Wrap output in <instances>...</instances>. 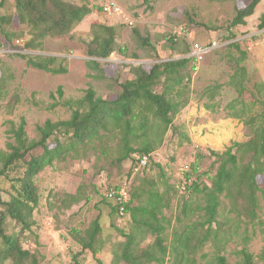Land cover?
I'll return each mask as SVG.
<instances>
[{
  "label": "rangeland",
  "instance_id": "rangeland-1",
  "mask_svg": "<svg viewBox=\"0 0 264 264\" xmlns=\"http://www.w3.org/2000/svg\"><path fill=\"white\" fill-rule=\"evenodd\" d=\"M249 1L118 0L134 24L123 23L120 16L95 12L85 17L70 34L60 38L47 37L40 50H25L20 46L17 51L0 55V77H5V88L8 91L6 97L0 99V151L8 152L9 143L16 144L12 130L18 127L23 118L27 123L28 136L39 139L38 126L48 119L58 121L71 118L72 108L64 103L82 98L88 88L93 87L97 95L103 98L116 97L122 90L120 83L133 77L130 64H153L187 57L189 53L184 54L183 46L185 40L190 43L189 38L181 36L178 44L168 39L171 31L187 25L195 40H216L221 45L202 63L195 65L191 60L188 66L189 77L186 79L189 103L176 116L163 142L153 152L155 163L130 178L133 185L137 186L139 179L158 177V163L176 181L177 164L195 159L193 149L200 143L199 136L207 132L220 133V146H201L197 152L206 155L199 164V173H205L200 182L210 185V177L215 175L219 163L215 162V157H210L208 149L224 152L239 138L245 142L252 136V124L230 117L229 110H225V107L239 95H244L248 103L254 100L253 95L264 99V28L258 27L264 12V0L259 3L255 13L246 18L245 25L230 28L236 8L244 7ZM89 2L94 4L98 0ZM95 20L114 25L117 29V44L126 47V54L116 51L109 59H98L101 63L99 68L87 65V61L91 59L87 56V44L91 37V23ZM135 29L143 37H148L151 46L143 47L140 44L141 39L134 33ZM5 32L15 34L12 36L14 41L24 38L26 42L29 39L28 29L18 22L12 0L4 8H0V44L7 42ZM235 42L239 48L231 45ZM16 53L28 54L30 57L56 56L58 59L55 67H63L67 71L53 74L37 69L28 64V58ZM241 80L246 86L242 93ZM217 85L221 87L215 89ZM59 87H62L64 93L62 98L58 94ZM208 88L216 94L219 106L215 111L207 108L210 101L204 96V92ZM157 90L160 92L163 88L159 85ZM262 109V104L256 103L248 113L255 114L254 124L262 121L259 117ZM194 114H197L196 118L192 117ZM220 120H230L234 124V130L242 132V136H235L231 132L223 134L221 127H215L218 124L221 126L218 123ZM211 123L214 126L210 130L207 125ZM114 145L113 142L104 143L102 150L110 152L107 157L101 154L99 146L96 149L80 146L76 152H71L65 159H57L38 174L36 181L41 201L33 214L31 229L25 230L21 237L23 247L34 254L36 264H72L74 255L82 247L74 239L71 229L86 228L98 215L101 216L103 226L96 243L100 251L94 255L86 250L78 255V260L80 264H115V252L126 241L124 233L131 230L132 222L113 214L109 203L102 199L107 187L123 183L129 176L131 161L129 159L117 164L114 160ZM257 182L260 189L257 192L259 201L256 217L244 215L243 208L239 211L231 210L230 200L222 197L218 223L213 225L211 237L196 254L198 264H215L220 252L227 257L229 263L235 264L240 259L237 252L244 247L255 256L261 253L264 248V175H258ZM2 186L8 187L6 183ZM69 193L77 194L79 200L72 202L68 198L66 205H63V199ZM0 196L4 201L9 199L8 192L1 188ZM181 198L179 194L174 197L171 208L166 211L167 216L172 219V227H176V218L182 214ZM237 203L238 207L246 204L241 197L237 199ZM198 205H204L203 196L195 194L188 211H193ZM203 213L202 210L193 212L186 222L192 223ZM6 227L9 234H18L22 229V225L9 216ZM172 227L166 235L167 244L173 240ZM207 227L202 231L205 232ZM216 227L218 230H215ZM153 240L152 236H148L142 246ZM32 261L33 259H29L25 263L32 264ZM0 264L13 263L11 259L4 262L0 259ZM120 264L128 263L121 261ZM166 264H175L173 253L168 254Z\"/></svg>",
  "mask_w": 264,
  "mask_h": 264
},
{
  "label": "trees",
  "instance_id": "trees-1",
  "mask_svg": "<svg viewBox=\"0 0 264 264\" xmlns=\"http://www.w3.org/2000/svg\"><path fill=\"white\" fill-rule=\"evenodd\" d=\"M9 1L11 0H0V8H4ZM12 1L19 24L28 29L29 39L24 43L23 49L32 51L40 50L47 37L60 38L70 34L88 15L95 12L105 13L99 0L94 4L89 0H81V3L70 0ZM261 1L250 0L244 7H237L230 28L245 25L246 18L255 13ZM3 18L6 19L4 16ZM182 26L188 28L187 25ZM258 27L264 28V12ZM134 33L141 39L139 42L143 47L151 46L148 37H143L136 29ZM14 35L5 32L7 42L0 46L17 50L20 46L12 38ZM232 36L231 39L234 38L233 34ZM180 38L181 36L173 34V31L168 35V39L174 44H178ZM231 45L239 48L236 42ZM183 48L184 54L187 55L190 52V43L185 40ZM116 51L126 54V47L117 44L116 27L100 20L93 21L90 41L87 44V56L91 59L87 61V65L99 68L101 63L98 59H109ZM16 54L28 58V64L37 69L53 74L67 71L66 68L55 67L58 59L56 56L30 57L28 54ZM134 56L139 59L137 54ZM190 62V58L184 57L153 64H130L133 77L120 83L122 90L116 97L103 98L97 95L93 87L88 88L82 98L67 100L64 103L72 108L71 118L58 121L48 119L38 126L39 139H31L28 136L26 120H21L18 127L12 130L16 144L9 143L8 152L0 151V188L9 194L7 201L2 200L0 196V259L3 262L11 259L13 264H26L25 261L33 259L32 264L37 263L34 254L23 247L21 237L25 230L31 229L34 223L33 214L41 201L37 176L57 159H65L80 146L93 149L99 146L101 154L107 157L110 152L102 148L104 143L113 142L116 163L122 164L129 159L131 161L128 176L130 181L131 168L136 163L137 156L149 155L150 165L155 163L153 152L158 144L163 142L176 116L190 101L187 95L189 86L186 82ZM5 80L2 75L0 99L8 94ZM159 85L163 88L160 92L157 90ZM219 87L221 86L217 85L214 88ZM245 87L241 80V93ZM58 94L60 98L63 97L62 87H59ZM204 96L210 101L208 110H217L219 104L215 99V92L209 88L205 89ZM253 99L248 103L244 95H239L225 107V110H229L230 117L252 124V136L245 142H234L224 152L208 149L210 157H215V162L219 163L215 175L210 177V185L200 182L205 173H199V164L206 155L200 152L192 160L191 175L194 180L188 193L181 196L183 208L182 214L176 218V227H172V219L167 217L164 211L171 208L173 198L178 197L179 190L177 181L167 175L163 166L156 163L160 170L158 177L139 179L137 186L131 181L127 210L132 228L124 233L126 241L122 243V248L115 252V264H120L121 261L128 264H166L169 253L174 254L175 264H198L196 254L211 237L213 225L218 223L222 197L230 200L231 210L239 211L243 208L244 215L256 217L259 201L257 192L260 189L257 176L264 175V99L256 95H253ZM256 103L263 106L259 116L262 121L254 124L255 114L248 113ZM187 140L190 141V138L187 137ZM51 143L53 146H50ZM4 183L8 187L2 186ZM120 184L109 186L106 190L111 187L118 188ZM103 194L102 199L109 203L111 212L120 218L117 206ZM195 194L203 196L204 205H198L193 211H188ZM239 197L245 200L243 207H238ZM68 198L72 202L79 200L77 194L69 193L63 199V205H66ZM200 210L204 213L199 219L192 223L186 222L193 212ZM8 216L22 225L20 233H8ZM205 226L208 227L203 232ZM171 227L173 240L167 244L166 235ZM102 230L100 215L86 228L71 229L74 239L82 247V250L74 255L72 264H80L78 255L86 250H90L94 255L100 251L96 243ZM215 230H218V227ZM148 236L154 238L153 242L142 246ZM237 255L240 259L235 264H264V248L258 256L246 247L240 249ZM215 264L231 263L220 252L216 256Z\"/></svg>",
  "mask_w": 264,
  "mask_h": 264
},
{
  "label": "built area",
  "instance_id": "built-area-1",
  "mask_svg": "<svg viewBox=\"0 0 264 264\" xmlns=\"http://www.w3.org/2000/svg\"><path fill=\"white\" fill-rule=\"evenodd\" d=\"M102 6L103 11L111 16H120L123 23L134 24L133 19L124 11L122 6L119 4L118 0H99ZM173 34L185 36L190 39V52L187 55L188 58L192 60V62L197 65L202 63L208 55H210L214 50H216L221 44L216 40H211L208 42H199L195 40L193 37V32L189 31L187 28L181 26L173 31ZM16 44L19 46H23L25 43V39H17ZM17 50H12L6 48L4 45L0 46V55L8 52H14ZM201 149L200 145H195L193 149V155H197V152ZM193 160V159H192ZM192 160L182 161L177 164V188L179 190V195L184 196L188 193V189L191 187L193 183V177L191 175V162ZM150 166V156L149 155H141L137 156V161L131 168L132 175H136L142 172L145 169H148ZM132 181V180H131ZM131 181L129 177L124 179V182L121 183L118 188L111 187L109 189H105V197L113 202L118 209V214L120 218H126L128 216V205L130 203V193L129 188Z\"/></svg>",
  "mask_w": 264,
  "mask_h": 264
},
{
  "label": "crops",
  "instance_id": "crops-1",
  "mask_svg": "<svg viewBox=\"0 0 264 264\" xmlns=\"http://www.w3.org/2000/svg\"><path fill=\"white\" fill-rule=\"evenodd\" d=\"M5 54V53H4ZM2 55V54H1ZM190 114H192V112H190ZM197 114H194L192 117L193 118H196ZM218 123L221 124V126L216 125L215 127H221V131L223 132V134H226L228 132H231L232 134H234L235 136H242V132H239L238 130H234V127L232 125H234L233 123L231 124V121L230 120H220ZM208 128L211 130L212 127L214 126V123L212 124H209L207 125ZM219 136H220V133L219 134H213V133H209L207 132L206 134H203L201 136H199V145L200 146H203V147H206V148H213V146H220V142L218 141L219 140ZM238 141L242 142L243 139L242 138H239ZM168 210V209H167ZM164 211L165 215L167 216L166 214V211ZM168 217V216H167ZM127 219L130 218L129 214L128 216L126 217ZM170 218V217H169Z\"/></svg>",
  "mask_w": 264,
  "mask_h": 264
}]
</instances>
